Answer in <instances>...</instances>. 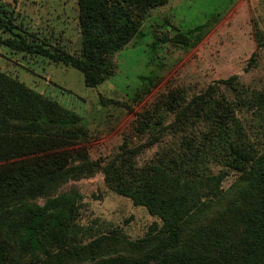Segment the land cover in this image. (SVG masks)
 Returning <instances> with one entry per match:
<instances>
[{
  "label": "trees",
  "instance_id": "16d2710c",
  "mask_svg": "<svg viewBox=\"0 0 264 264\" xmlns=\"http://www.w3.org/2000/svg\"><path fill=\"white\" fill-rule=\"evenodd\" d=\"M168 1L79 0L80 57L21 34L1 42L16 51L70 64L83 72L87 86L95 87L109 77L111 55L133 39L142 18ZM168 40L190 42L183 33ZM249 91L233 75L190 98L174 95L175 118L168 124L164 117L145 116L149 127L160 134L169 132L175 142L142 166L133 159L136 151L125 148L102 169L114 191L146 207L162 225H153L137 240L117 239L119 247L113 253L99 260L103 256H95L96 261L87 264H264V139L253 140L237 114L250 104ZM253 92L264 125V88ZM28 101L31 112L25 113L20 105ZM101 102L119 101L103 97ZM12 120L30 134L13 133ZM81 121L42 93L0 73V223L6 213L25 208L24 241L33 250L43 247L41 233L50 219L57 230L63 229L83 197L65 192L48 197L44 204L27 200L47 195L73 159L70 137L52 134L54 128L63 131ZM160 139L157 136L154 142ZM89 162L86 158L82 166ZM233 172L238 178L224 189ZM49 258H36L31 264H61Z\"/></svg>",
  "mask_w": 264,
  "mask_h": 264
},
{
  "label": "rangeland",
  "instance_id": "374dc122",
  "mask_svg": "<svg viewBox=\"0 0 264 264\" xmlns=\"http://www.w3.org/2000/svg\"><path fill=\"white\" fill-rule=\"evenodd\" d=\"M78 1L0 0V73L82 118L75 127L54 128L52 134L70 137L73 159L47 195L27 200L44 204L65 192L83 195L63 229L57 230L50 219L41 233L43 247L35 250L24 241L25 208L6 213L0 223V264H31L47 257L61 264H87L96 261L95 256H103L99 260L113 253L117 239L137 240L153 225L160 227L158 216L106 183L102 167L125 148L136 151L133 159L140 166L168 150L173 135L149 127L145 116L172 122L174 95L190 98L218 80L238 75L253 95L247 96L249 107L237 114L253 140L264 139L260 103L253 92L264 88V0H169L151 8L133 39L111 55L109 77L95 87L87 86L83 72L70 64L1 42L21 34L82 56ZM179 33L189 37V44L168 40ZM222 91L229 92L224 87ZM103 97L119 102L103 104ZM28 102L20 105L25 113L31 112ZM12 121L13 133L30 134ZM157 136L161 139L154 142ZM86 158L90 162L83 167ZM237 178L231 173L224 189Z\"/></svg>",
  "mask_w": 264,
  "mask_h": 264
}]
</instances>
